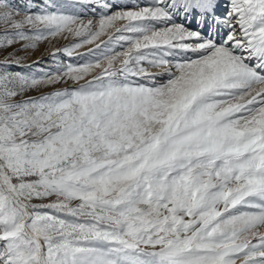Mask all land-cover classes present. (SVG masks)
Masks as SVG:
<instances>
[{"label": "snow or ice", "instance_id": "6c2138e0", "mask_svg": "<svg viewBox=\"0 0 264 264\" xmlns=\"http://www.w3.org/2000/svg\"><path fill=\"white\" fill-rule=\"evenodd\" d=\"M0 264H264V0H0Z\"/></svg>", "mask_w": 264, "mask_h": 264}, {"label": "rangeland", "instance_id": "374dc122", "mask_svg": "<svg viewBox=\"0 0 264 264\" xmlns=\"http://www.w3.org/2000/svg\"><path fill=\"white\" fill-rule=\"evenodd\" d=\"M37 55H39V53H37Z\"/></svg>", "mask_w": 264, "mask_h": 264}]
</instances>
